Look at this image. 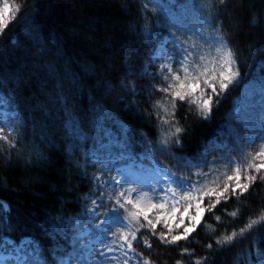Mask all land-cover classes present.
I'll use <instances>...</instances> for the list:
<instances>
[{
    "label": "trees",
    "instance_id": "16d2710c",
    "mask_svg": "<svg viewBox=\"0 0 264 264\" xmlns=\"http://www.w3.org/2000/svg\"><path fill=\"white\" fill-rule=\"evenodd\" d=\"M7 1L20 10L0 34V95L19 120L10 134L15 146L0 140V205H7L2 214L7 226L0 232L30 237L40 253L36 264H63L64 256L69 263L93 264L89 257L99 259L104 249L91 240L84 247L68 223L92 195V165L113 158L112 145L125 141L129 153L149 146L158 160L168 164L170 159L157 141L158 133L174 128L155 115L154 104L165 94L158 91L164 83L158 63L150 62L153 49L175 29L194 27L215 38L220 33L236 52L246 81V73L264 59V0H226L223 5L219 0ZM231 87L214 97L206 118L195 105L177 102L172 123L183 128L178 136L188 133L180 145L169 146L177 166L206 144L203 152L215 156L225 142L223 127L240 86L236 81ZM251 205L259 213L264 193ZM251 213L227 215L214 233L201 226L179 246H165L153 237L151 257L156 264L178 259L193 264L201 256H207V264H258L264 258V232L253 231L223 248L214 243L217 236L243 227ZM102 218L93 222L91 217L88 225ZM110 240L107 235L103 242ZM208 243L212 249L205 247ZM185 246L194 249L193 257H181ZM140 251L149 252L143 246Z\"/></svg>",
    "mask_w": 264,
    "mask_h": 264
},
{
    "label": "snow or ice",
    "instance_id": "6c2138e0",
    "mask_svg": "<svg viewBox=\"0 0 264 264\" xmlns=\"http://www.w3.org/2000/svg\"><path fill=\"white\" fill-rule=\"evenodd\" d=\"M219 3L223 5L226 0H219ZM148 7V2H145L144 8ZM19 10L17 5L10 6L5 0L3 7H0V34H3L10 22L9 17L14 18ZM171 39L178 53H182V58L177 62L179 67L175 69L171 63L160 66L159 72L164 84L158 91L165 95L154 104L155 115L160 123L174 128V131L160 140V144L165 147L170 142L180 143L178 134L183 132V128L172 123L175 120L178 101L186 102L190 106L195 105L198 113L206 118L212 111L214 97L225 93L240 77L237 54L228 46L222 34L217 33L215 44L207 53L191 51L189 47L184 46L186 42L179 41L175 36ZM191 47L201 46L193 44ZM131 74L132 70L129 69V75ZM0 140L8 144L9 148L14 147L16 143L15 138L6 133L3 127H0ZM224 168L222 172L219 169H209V172L196 173L199 179L194 181H189L188 177L178 182L173 179L161 188L162 194H155V188L150 193L135 187L113 192L109 199L114 200V206L100 213L98 208L107 207L98 203L104 196L102 186L99 189V197L91 200L94 207L87 211L94 218L93 222L100 216L104 217L97 226L99 232L96 237L103 243L104 250L98 251L99 259H89L93 264H130L133 260L136 264H156L151 257L153 237L165 246H179L181 241L188 242L201 226L214 233L216 228L205 222L206 213L214 214L222 202L226 203L232 197L239 200L257 182L264 183V143L259 144L243 158L229 160ZM167 175L174 176L172 173ZM95 179L97 182L101 181L99 176ZM112 181L119 183L115 178H112ZM225 211L233 218L239 215V208ZM6 212L7 205H0V220ZM214 219L220 222L222 218L214 216ZM161 224L163 230L157 228V225ZM253 231L264 232V208L255 217H249L247 223L238 230L217 236L214 243L223 248ZM109 234L111 240L104 243V236ZM137 244H142L149 252L145 254L138 250ZM205 247L212 249L213 243H208ZM108 253H119V256H110ZM193 253L194 249L180 247L181 257H193ZM207 260V256L194 257L193 264H207ZM175 264H184V261L178 259ZM258 264H264V258L260 259Z\"/></svg>",
    "mask_w": 264,
    "mask_h": 264
},
{
    "label": "rangeland",
    "instance_id": "374dc122",
    "mask_svg": "<svg viewBox=\"0 0 264 264\" xmlns=\"http://www.w3.org/2000/svg\"><path fill=\"white\" fill-rule=\"evenodd\" d=\"M4 2L5 0H0V7H3ZM6 2L10 6L12 5L10 1L6 0ZM177 26L182 28L180 25ZM192 29L191 27H187L184 30L182 28L180 31H178V29L171 31L170 36L163 39L153 50L150 60L158 61L161 66L165 63L177 62L182 58V55H180V58H173V54H175V50L177 49L173 45L171 39L172 36H175L181 42H186L184 45L189 47L193 52L197 53L200 49L207 53L215 44L216 38L213 36H206L207 32H203L194 27H192ZM187 30H190V32ZM195 32L197 33V36ZM193 44L201 47L193 48L191 47ZM261 65L264 66V59L258 62L254 71H249L251 73L248 74L246 73L245 76L248 75L246 81H243L242 76L237 80L240 88L236 97H234V100L232 101V110L228 119L225 120L226 122L223 127L225 142L220 145V149L215 153V156L208 155L206 151H204L195 154L194 157H187L185 161H182L183 164L181 166H177L174 162L175 159H173L171 155V148L169 146L180 145L185 141L188 133L185 135H179V144L170 142L166 147H160L161 152L170 158L167 165L161 164L154 159L155 152L149 146H146L144 149L151 161L147 159L145 160L143 155L133 158H129L128 155V161L123 163V153H115L112 164H110L113 169L115 168L112 175L109 173L105 174V170L101 167L99 168L100 161L104 158L94 163V166L92 165L91 167V174L89 177L92 179L93 184L90 189L92 188V191L95 193L97 192L96 189L103 186V198H107L106 200H102L101 203L104 204V202L109 201V205L106 206L108 209H111L114 206V200H110L109 197L113 192L118 190L122 191L130 187H135L140 190L141 187L143 191H149L151 193V190L155 188V194H162L161 188L165 187L167 183L171 182L173 179L178 182L180 179L188 177L189 181H194L199 179V177L195 175L199 172H209V169H219L222 172L225 170L224 166L229 160L243 158L248 152L256 149L259 144L264 143V67H261ZM232 87L230 86L225 93L232 90ZM184 103L186 102H182V104ZM18 120L15 112L7 108L5 99L0 98V127H3L6 133L11 134L17 130ZM196 120L198 119L196 118ZM165 135L164 131L158 133L157 141H160V138L162 136L164 138ZM127 139L131 142L129 136H127ZM123 145H127V142L120 143L117 147L115 144L112 145L113 149L111 150V153L121 148ZM107 163L109 164V162ZM168 173H172L174 176L167 175ZM97 176L101 177L100 182L96 181L95 178ZM112 178H115L119 183H113ZM263 193L264 183L257 182L249 192L239 200L232 197L226 203L222 202L218 205L214 214L206 213L205 222L212 224L215 227L217 223L225 221L227 217L225 210L230 212L237 208H239V215L250 211L252 213L245 217H255L258 214V210L256 211L257 208H254V206L252 207L251 203L255 200H259V197L263 198ZM89 195L90 194L86 195V198L76 216H70L68 222L70 230L76 231L75 236L77 235L76 237L82 239L84 247L88 245L90 240H94L97 235L94 233V237L90 239L88 238V240H84L83 237L89 234V232H99L97 226L101 223L99 221L93 226L88 225L91 221V217L87 210L94 207ZM100 209L103 211L104 207H100ZM100 209L97 211L102 213ZM239 215L237 217H239ZM214 216H221V221L217 222L214 219ZM6 221L7 220L4 217L0 220V228L7 226ZM85 225L88 227H85ZM157 228L163 230V225H157ZM90 229L94 230L90 231ZM114 230L115 229L113 228V231ZM71 235H73V232H71ZM28 240V238L21 239L19 242H13L7 238L3 240L0 232V264H33L32 262H26L28 256L32 255L30 249L23 243ZM58 242L60 241L58 240ZM59 244L61 245V242ZM32 247H34L36 253L40 255L38 247L36 245H32ZM136 247L138 248V246ZM116 255L119 256V253ZM69 260L70 259H68L67 256H64L62 262L63 264H74V260L70 261L71 263L68 262ZM130 264H136V261L133 260Z\"/></svg>",
    "mask_w": 264,
    "mask_h": 264
},
{
    "label": "bare ground",
    "instance_id": "6f19581e",
    "mask_svg": "<svg viewBox=\"0 0 264 264\" xmlns=\"http://www.w3.org/2000/svg\"><path fill=\"white\" fill-rule=\"evenodd\" d=\"M170 14H171V12H168V13H167V16H169ZM262 66H263V65H261V67H262ZM263 67H264V66H263ZM260 76H261V75H260ZM260 76H259V77H260ZM259 77H257V78H259ZM206 145H207V144H206ZM206 145H205L202 149L197 150L195 154H199V153L203 152V150L205 149ZM130 149H131V148L128 147V146H122L121 148L115 150V153H123V157H124V158H127L128 155H129V151H130ZM141 153L143 154V156L145 157V159L151 161V159L148 158L149 156H148L146 153H144V152H142V151H141ZM126 161H127V160H125V162H126ZM118 191H119V190H118ZM23 243H24V244H27L26 241H24ZM27 245H28V244H27Z\"/></svg>",
    "mask_w": 264,
    "mask_h": 264
}]
</instances>
